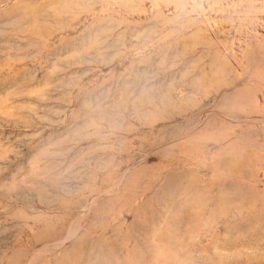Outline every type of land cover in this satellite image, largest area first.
I'll return each mask as SVG.
<instances>
[{
    "label": "rangeland",
    "instance_id": "rangeland-1",
    "mask_svg": "<svg viewBox=\"0 0 264 264\" xmlns=\"http://www.w3.org/2000/svg\"><path fill=\"white\" fill-rule=\"evenodd\" d=\"M0 264H264V0H0Z\"/></svg>",
    "mask_w": 264,
    "mask_h": 264
}]
</instances>
